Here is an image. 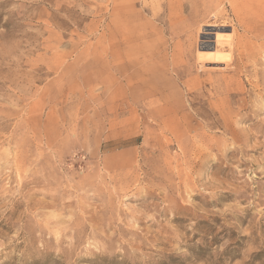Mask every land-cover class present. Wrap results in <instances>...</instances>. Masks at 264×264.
<instances>
[{"label":"rangeland","instance_id":"obj_1","mask_svg":"<svg viewBox=\"0 0 264 264\" xmlns=\"http://www.w3.org/2000/svg\"><path fill=\"white\" fill-rule=\"evenodd\" d=\"M0 264H264V0H0Z\"/></svg>","mask_w":264,"mask_h":264},{"label":"bare ground","instance_id":"obj_2","mask_svg":"<svg viewBox=\"0 0 264 264\" xmlns=\"http://www.w3.org/2000/svg\"><path fill=\"white\" fill-rule=\"evenodd\" d=\"M219 50V49H218ZM219 60V59H218Z\"/></svg>","mask_w":264,"mask_h":264}]
</instances>
